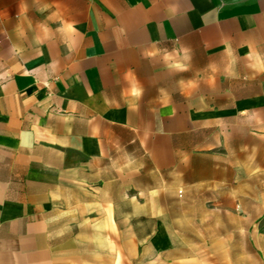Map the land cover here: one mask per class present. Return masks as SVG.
<instances>
[{"label": "crops", "instance_id": "0c3cea01", "mask_svg": "<svg viewBox=\"0 0 264 264\" xmlns=\"http://www.w3.org/2000/svg\"><path fill=\"white\" fill-rule=\"evenodd\" d=\"M0 264H264V0H0Z\"/></svg>", "mask_w": 264, "mask_h": 264}]
</instances>
